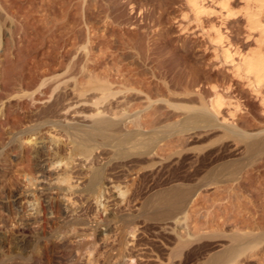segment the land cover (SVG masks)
<instances>
[{
  "label": "rangeland",
  "instance_id": "obj_1",
  "mask_svg": "<svg viewBox=\"0 0 264 264\" xmlns=\"http://www.w3.org/2000/svg\"><path fill=\"white\" fill-rule=\"evenodd\" d=\"M221 1L197 0L203 10L198 13L189 0H0V264H217L214 257L220 264H264V146H246L264 130V83L255 92L254 83L235 69L242 54L258 47V30L250 28L246 13L264 25V12L255 0H227L225 9ZM224 49L232 55L228 60ZM214 89L223 105L213 119L226 117L251 138L224 136L207 120L186 122L192 113L210 112ZM60 101L68 109L52 118L50 108ZM96 108L114 116L120 140L137 133L127 145L130 152L139 150L143 139L154 146V154L143 155L148 173L144 168L139 179L133 174L144 184L143 194L154 183L149 171L159 167L166 186L195 189L185 212L160 222L136 214L147 196L137 195L129 210L134 233L113 261L93 250L79 257L73 252L93 236L106 253L124 204L117 189L90 205L91 222L84 230L66 239L50 235L47 242L51 228L46 226L61 221L59 208L64 209L63 195L52 186L65 160L53 165V153L60 149L67 155L72 144L51 124L26 135L21 150L14 140L29 125L28 111L48 113L45 118L68 125H89ZM55 137L61 138L57 144ZM100 142L89 161L75 162L83 170L90 160L110 159L113 149ZM150 158L161 162L157 169ZM122 164L118 169L126 168ZM130 176L123 179L131 185ZM72 196L77 205H86L84 196ZM27 224L33 229L30 238L17 231Z\"/></svg>",
  "mask_w": 264,
  "mask_h": 264
},
{
  "label": "bare ground",
  "instance_id": "obj_2",
  "mask_svg": "<svg viewBox=\"0 0 264 264\" xmlns=\"http://www.w3.org/2000/svg\"><path fill=\"white\" fill-rule=\"evenodd\" d=\"M245 1H249V0H245ZM255 1L258 2L260 9L261 10L263 9L262 11L264 12V0H255ZM189 2L191 3V5L196 10H198L197 11L198 13L203 12V10H201L202 6L199 5L197 0H189ZM227 4H228L227 0H222L220 2V5H221L220 7L225 9L226 6H228ZM228 15L229 14L227 13L226 16H228ZM245 16L248 19L249 25L251 26V27L250 26L249 27L251 29L253 28V29L258 30V37L256 38V43L258 44L257 45L258 47H256L254 50H251L250 52H248L246 54H242V56L239 60V63L236 64V66H235L236 67L235 69L237 71H242V73L245 75V78H247L250 81L249 84L254 83V86L256 88H253V90L255 92H258L257 87L261 86L264 83V56L261 53V51L259 50V47H260L259 43L262 41V39H264V25L260 24L258 22V19L253 18L252 16H254V14H252V13L248 12V13H246ZM221 40H222V38H221ZM222 53H223V58L226 60H228L232 56L229 54L227 49H224ZM27 95L30 96L31 94L27 93ZM260 101L264 106V98H261ZM62 103H61V101L59 103H56L55 104L56 108L54 110H53V108H50L51 109V113H50L51 117L58 115L56 113H58L59 111L63 112L64 108L66 109V106L64 107L62 105ZM94 103L97 104L95 101H94ZM208 104H209L208 105L209 106L208 111H210L209 113H207V112L203 113V114L192 113V115H190V116H188V118H186V122L187 123H194V122H197L198 120H207L209 122H212V125L214 126V128H216V127L220 128L221 127L223 132H224V134H223L224 136L227 135L228 133H231L230 135L234 134L236 136L237 140L242 139V138L246 139V137L248 136L249 133H246L243 130L242 131H240L238 129L236 130V127L233 126L232 123L230 124V121L228 123V120H227L228 118L222 116V121L219 120L221 122H219L217 120V122H219V123L216 122V119L215 120L213 119L214 117L218 118V116L221 114V107L223 105L222 97L216 90H215L214 95L211 97ZM47 109H48V107H47ZM96 109H98V108H96ZM42 111L43 110H41L40 113ZM101 111L99 109L97 110V112L95 111L96 113L93 115V116H95L94 120L89 125H81V124H77V123H75V124L71 123L72 125L71 124L68 125L67 123L64 124L62 121H60L61 119L53 121V119L51 120L50 118H45L48 115V113H44V114L41 113L39 115L38 114L39 112H38L37 113L38 115H33L34 113L31 114L28 111L27 117L31 118V119H28L29 125L26 128L20 129L19 132H17V134L20 133V135L15 136L14 140H15V147L18 146L19 147L18 149L21 150V148L23 147L22 145L25 144V141H28V139L24 140L25 136L30 135V137H31L33 134L38 133V131L41 130L43 127H45L47 124L49 126H50V124L55 126L56 130L58 129L61 135L66 134V136L71 139V140L69 139V141L72 144V146L69 148L70 152H67L68 153L67 155L66 154L62 155L60 152V149H57L55 153H53V151H52L53 154L57 155V157L54 156L56 159H54V157H53L55 162L52 159L53 165L60 163V162H63L65 160L64 165L62 164L65 167V169L62 173H58V176H56L57 181L54 183V186H52V187H54L53 189H55V188L58 189L60 191V194L63 195L62 200H63L64 206H62V207H64V209L59 208L60 213H62V217H61V221L55 222L56 223L55 226L53 224L50 225L49 224L50 221H47V223L49 225H47L46 227L49 226L48 229L51 228L50 229L51 231L49 232V235L46 237V239H45L46 241L49 239L48 237H50V235H51V239L54 237H61L63 239H66L67 237H69L68 234L79 232V231H81V229L84 230V228H85L84 226H87V224H89V222H91L89 217H88V213H87L88 212L87 210L90 207V205L99 202L102 197H104L105 195H110L111 191H114V189H117L116 192L118 195L123 197L121 202L124 204H123L122 209L120 210V212H121L120 215L118 214L120 216L119 220L114 221L115 218L113 219L112 217H111L112 219H110L111 221L113 220L116 223L115 227H117L116 228L117 232H116L115 236L113 235L114 238H112L111 241L107 240L108 241L107 244L105 243L106 253L105 254L101 253V251L103 252V248L101 246H99V244L96 245V243H95L96 241H95L93 236L90 238L88 237L87 241L84 244L80 241L83 244V245L79 244L80 248L82 246L81 249H79L78 246H76L75 250L74 249L70 250V248H69V250L71 252L74 250L73 256L77 255V257H79L83 253V251L86 249L87 251L91 250V252H92V250L95 251L96 255L102 254L103 257L102 256L101 257L106 261L107 260L113 261L112 259L116 258L117 256H119L122 253L125 242H126L125 241L126 236H129L128 235L129 232L134 233V229H135L134 227H136V226H134V227L132 226V224L134 222L132 217L134 215L132 214V212H129V210H131V208L133 206L132 205L133 201L135 203V199L138 198L137 195H147V196H145V197L142 196L143 197V201L141 202L142 203L141 204L142 212H141V214L138 212L136 214H139V216L142 215L145 218L147 217L148 221L150 219L152 221L156 220V222L157 221L160 222V221H165V220H172V219L176 218V216L179 213H182L183 211L185 212L188 204L190 203L193 195L195 194V191H194L195 189L193 190L192 187H188L184 184L171 183L168 181L170 179L164 180V181L171 183L170 185L166 186L165 182L161 181L162 178H160V176L162 174L159 176L158 169L160 167L158 169L156 168L157 164H161V162L159 160L157 161L158 158L156 160H154L153 158L152 159L150 158L151 162H148V161L147 162L151 163L149 165H151V167L154 166V168L157 170L153 169L154 170L153 171L151 168L150 171H152V172L150 173V171H149L148 176L149 175L152 176V178L150 176L149 177H150V179L154 180V181L152 180L154 183L152 184V187L150 186L151 188H147L148 190L150 189L149 191H151V192L143 194L144 191L142 192L143 187H141V186L144 184H142V181H138L137 179H139L140 176L143 175V173L145 172L146 166H148L147 164H145L146 161H145L143 155L144 154L149 155L151 153L154 154V152H153L154 146L151 147L150 140H149V142L146 140L147 141L146 142L143 139V143H141L142 141L140 142L141 143L140 149L137 151L134 149L136 152H130L127 149L128 147L130 148V146L127 147V145L129 143L132 144V141L134 140L137 133L135 134L133 131L130 136L120 140L118 135H117V132L114 131L117 128L116 126H118V122H116L112 119L114 116L111 118L106 117L103 114V112H101ZM197 112H199V111H197ZM34 116H37L36 119L38 118L39 120L40 119L41 120L38 123H36L33 120ZM93 116H92V118H93ZM47 117H49V116H47ZM121 121H123V120L121 119ZM32 122H35V123H32ZM48 125H47V127H48ZM119 129H117V130H119ZM261 131L263 132L264 130H260L259 132L257 131L254 134L252 132L255 139L253 138V140H251V141L249 140L246 143V146L248 149L251 150L258 145L264 146V136L257 138V135H260L262 133ZM138 132H140V131H138ZM14 133H15V131H14ZM263 134H264V132H263ZM54 136H55V134L53 135V137ZM151 136H153V134ZM155 136H158V135H154V137ZM137 137H139V136L137 135ZM248 137H250V136H248ZM56 138L57 137H55V141L53 142L55 144L59 143L60 142L59 140L61 139V138H58V139H56ZM155 138H157V137H155ZM155 138L152 140L157 141L158 138L157 139H155ZM99 141H101L100 144L102 143L104 146H109L113 149V150H111V152H112L111 157H109L110 159H108L107 161H104V162H103V160L102 161L99 160V162H97L98 160L95 161L98 158H96L95 160H90L89 166H88V164H85L87 166V168H85V169H87V170L84 169L86 171V174H84L85 172H84L83 168L80 167V165L82 163L79 164V163H75V162L77 161V159H79V161L84 160L83 163H86L85 161H89V159L93 155V150L96 147V145H98ZM136 141H138V140L136 139ZM50 143H52V142L50 141ZM55 147H56V145H55ZM109 147H107V149H109ZM53 154H51V155H53ZM106 154H108V153H106ZM103 155H105V154H103ZM149 157H150V155H149ZM100 158L103 159L102 157H99V159ZM121 159H126V161L122 160V162L125 161L123 164H122V162L120 163V165L122 164V165L126 166V168L124 166H122L125 168L123 170H122V168L118 169V167L120 166V165L118 166V164H119L118 161H120ZM144 161H145V163H144ZM222 165L224 166V164H221V166ZM225 165H226V163H225ZM230 165H231V163H230ZM228 166H225V167H228ZM79 167H80V169H79ZM148 168H150V166ZM143 170H144V172H142V174L140 175L139 173H141V171H143ZM147 170H149V169H146V171ZM147 173H148V171H147ZM173 173L169 172V176H170V174H173ZM133 174L134 175L136 174L135 177H138V178L136 179ZM145 174H146V172H145ZM31 175L32 174H30V176ZM124 175L125 176H129V175L133 176V178L130 176L132 178L131 185L129 182L130 180H128L130 177H128V179H126L128 181H125L124 179L127 177H125ZM169 176H168V178H170ZM147 179L150 181L149 178H147ZM106 180H108V182H106ZM145 181H146V179H145ZM79 182L80 183L84 182L83 184L81 183L82 187L80 185H78ZM126 182H129V183L126 184ZM144 183L150 184L149 182H144ZM35 184L36 183L33 179V181L31 182V188ZM63 184H65V185H63ZM164 184H165V186H163ZM147 186H149V185H147ZM34 193H35V191H34ZM72 195L84 196L86 199V200H84V201H86L85 202L86 205H84V206L77 205V202L75 200H73L74 197ZM84 197H82V198H84ZM139 198H140V196H139ZM37 199L38 198H36V201H37ZM79 199H80V197H79ZM81 204H83V203H81ZM38 205H39V203H38ZM57 207H61V206H57ZM90 213H91V211H90ZM116 216L117 215H115V217ZM43 228H44V226H43ZM89 228H88V230H89ZM44 229H46V228H44ZM31 230H33V229L30 228V226H28V224H27V226L26 225H20V227L17 228L19 235H21L22 237L27 236L28 238H30V236L32 235L33 231H31ZM47 231H49V230H47ZM46 233L48 234V232H46ZM88 234H90V233H88ZM132 235H130V236H132ZM32 236H34V235H32ZM36 241H37V239H35V243H36ZM68 241H70V240L68 239ZM47 242H49V241H47ZM77 244H74V245H77ZM63 245H64V242H63ZM63 245L61 247H63ZM183 247L184 246H182V248ZM73 248H74V246H73ZM33 250H34V248H33ZM236 250H237V247H235L234 249H231L230 251L235 252ZM176 251H178V250H176ZM174 253H175V250L173 251V254ZM66 255L68 256L69 254H66ZM66 255H64V256H66ZM63 257H61V258H63ZM77 257H75V258H77ZM65 258H67V257H65ZM69 258H70V256H69ZM212 259H213L212 261L217 262V264L219 262H221L220 258L214 257ZM114 260H116V259H114ZM212 261H211V263H212ZM119 264H120V262H119ZM169 264H171V263H169Z\"/></svg>",
  "mask_w": 264,
  "mask_h": 264
}]
</instances>
